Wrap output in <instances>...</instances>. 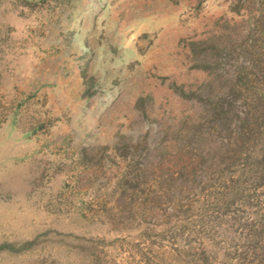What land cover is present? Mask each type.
I'll use <instances>...</instances> for the list:
<instances>
[{
    "label": "rangeland",
    "instance_id": "374dc122",
    "mask_svg": "<svg viewBox=\"0 0 264 264\" xmlns=\"http://www.w3.org/2000/svg\"><path fill=\"white\" fill-rule=\"evenodd\" d=\"M0 264H264V0H0Z\"/></svg>",
    "mask_w": 264,
    "mask_h": 264
}]
</instances>
